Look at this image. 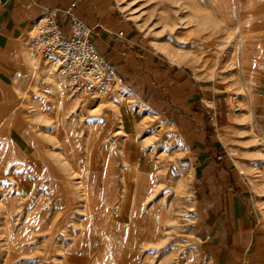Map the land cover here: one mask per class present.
I'll list each match as a JSON object with an SVG mask.
<instances>
[{
	"label": "rangeland",
	"instance_id": "1",
	"mask_svg": "<svg viewBox=\"0 0 264 264\" xmlns=\"http://www.w3.org/2000/svg\"><path fill=\"white\" fill-rule=\"evenodd\" d=\"M114 1L118 12L141 31L149 47L167 64L185 70V75L207 86V91L215 89L228 101L230 122L223 130V142L245 176L249 203L260 227L257 241L241 264H264V101L258 98L264 78L262 9L251 7L256 0ZM26 52L39 61L44 75L31 70L16 75L3 101L10 103V109L0 113V165L8 156L7 146L11 149L8 141L27 152L15 148L19 154L14 152L11 167L0 174V264L9 248L15 256L11 264H67L62 263L63 257L70 250L78 251L72 264H126L124 256L128 264L221 262L212 259L213 250L208 249L212 243L205 239L214 220L220 219L221 202L208 198L211 185L197 183L188 138L168 113L153 109L124 83L96 98L71 93L64 81L59 85L60 79L46 75L41 60L27 45ZM59 98L66 105L57 117ZM89 140L93 141L90 152ZM125 143L139 148H124ZM104 147L110 150V162L103 157ZM138 150L143 169L131 181L124 172L138 160ZM79 161L92 172L89 182L99 190L91 199V225L76 172ZM52 166L67 183L43 182L39 167L49 179L59 180ZM106 167L110 175L104 178ZM106 177H112L115 184L112 201L103 194ZM66 185L73 189L72 201ZM229 187V191L240 188ZM121 193V217L114 218ZM40 194L46 200L36 210L45 214L40 218L45 222L37 230L39 217L28 212L38 207ZM222 204L225 207L224 200ZM134 211L135 220L130 218ZM116 220L123 228L113 237L109 229ZM23 222L30 229L25 242ZM153 223L156 228L150 226ZM55 226L59 229L50 237ZM72 242L78 250L70 247Z\"/></svg>",
	"mask_w": 264,
	"mask_h": 264
},
{
	"label": "crops",
	"instance_id": "2",
	"mask_svg": "<svg viewBox=\"0 0 264 264\" xmlns=\"http://www.w3.org/2000/svg\"><path fill=\"white\" fill-rule=\"evenodd\" d=\"M256 1L251 7L261 8L262 14H264V0ZM73 3H75L74 13L92 27L97 49L114 65L121 78V84L124 83L132 93L137 94L156 111L165 115L168 113L169 117L179 125L184 135L187 136L192 153V165L196 169L197 183L211 185L208 187L211 189L208 198L221 202V204L218 203L221 208L220 219L214 220V227L211 232L208 231L205 238L212 243L208 246L209 250H213L212 259H215V262L218 258L221 259V262H217L218 264L231 263V261L241 264L242 261H246L248 249L252 244H255L259 237L260 227L256 224L255 210L249 203L245 176L241 175L242 171L238 169L235 158L223 142V130L229 126L230 122L229 113H226L228 101H223L222 93H217L215 89L207 91L209 90L207 86L194 80L191 76L185 75V70L177 68L173 63L167 64L157 51L149 47L141 31L127 17L118 12L114 0H0V102L5 100L6 88L13 85L16 75L29 70L38 76L44 75L39 61L33 60V56L29 58L26 52V37L32 22L50 8L56 7L60 10V20L68 29V20L63 9ZM262 87L264 88V78L261 83L263 93H258V98L264 101ZM208 95H213L214 98H206ZM10 106V103L6 101L0 104V113L8 111ZM21 124V126L24 125V123ZM34 140L39 144V137L35 134ZM8 142H10L11 149L7 146L8 156L4 161H1V175L11 167L14 152L19 150L27 153L25 150L17 148L12 140ZM126 144L129 143H125L124 148ZM130 145L126 148L135 150V147H138L136 144ZM124 148L123 150H125ZM138 152V167L143 169L144 161L140 150ZM37 171L43 182L48 180L56 185L67 183L64 177L58 175L59 170L54 166H52V172L59 177V180L49 179L47 171L42 167H39ZM233 184L239 185V190H227V187L230 188L229 185ZM223 185L226 186L225 190H223ZM64 188L72 201L70 191L73 189L68 185ZM40 200H42V204H40ZM45 200L43 194H40L38 207L28 212V215L39 217L37 230L44 224V219L41 222L40 218H43L45 214L43 213L41 216V212L36 209H39ZM223 200L225 207L222 204ZM65 211L67 210H64L63 214L67 215L68 212ZM228 212H233L231 214L233 219L229 218ZM212 214L214 213L212 212ZM119 222L116 220L111 225L110 236L114 237L116 233L118 234L117 229L123 228ZM157 222L159 221H156L155 224H158ZM155 224H150V226L155 227ZM69 228L74 229L71 225ZM57 229L59 227L55 226L50 237ZM91 229L92 226L89 227V230ZM29 230V228L26 230L23 222L22 238L24 242L30 239ZM77 236L78 234L74 239ZM24 242L23 249L25 248ZM73 242L70 247L74 246L78 250ZM76 252L70 250L64 253L62 263L72 264ZM233 256H236L237 259L233 260ZM13 257L15 256L12 253L8 264H11ZM123 260L128 264L126 256Z\"/></svg>",
	"mask_w": 264,
	"mask_h": 264
},
{
	"label": "built area",
	"instance_id": "3",
	"mask_svg": "<svg viewBox=\"0 0 264 264\" xmlns=\"http://www.w3.org/2000/svg\"><path fill=\"white\" fill-rule=\"evenodd\" d=\"M74 5L63 9L68 29L59 8H50L32 22L26 45L41 60L46 75L64 81L71 93L91 98L109 95L121 78L97 49L92 27L74 13Z\"/></svg>",
	"mask_w": 264,
	"mask_h": 264
},
{
	"label": "bare ground",
	"instance_id": "4",
	"mask_svg": "<svg viewBox=\"0 0 264 264\" xmlns=\"http://www.w3.org/2000/svg\"><path fill=\"white\" fill-rule=\"evenodd\" d=\"M57 83L59 85H63V82L61 80H58ZM122 83L120 79L117 80L116 84H115V87L114 89L116 88L117 84H120ZM113 89V90H114ZM112 90V91H113ZM103 96V95H101ZM105 96V95H104ZM99 97V96H98ZM123 97V95H122ZM60 100L58 101V106H57V111H56V116L59 117V112L60 110H62L65 105H66V102L59 98ZM123 100H125V97L122 98ZM122 117H123V114H122ZM61 124V121L58 120V125ZM63 128V127H62ZM69 131L71 130V128L69 127L68 128ZM64 133V132H63ZM96 144V143H95ZM93 148V141L89 140V142L87 143V150L88 152H90ZM102 154H103V157H105L106 159V162H110L111 160V153H110V150H107L105 147L104 149L102 150ZM139 170H142L140 167H138V160H135L134 162H132L131 166H130V170H128V172H124L125 175H128L129 179L131 181H134L135 178H136V172L139 171ZM76 172H77V175L79 177V182H80V189L81 191L83 192L82 195L84 196V207H85V210L88 211V215H89V225H91V219H93L92 217V208H91V199L93 197V193H96L97 191H99L98 189H94L93 188V184H91L89 181H90V177L93 175L91 171H88L81 163L80 161L78 162L77 164V169H76ZM104 175H110V172H109V169L106 167L104 169V173H103V177ZM105 178V177H104ZM107 178V177H106ZM108 179V178H107ZM105 180V179H103ZM23 180L20 179V183H22ZM105 183V182H103ZM107 184V185H106ZM104 185V184H103ZM105 191L103 192V194L106 196L105 198L106 199H110V201H112L113 199H115V191H114V187H115V184H114V181L112 179V177H109L108 179V183L106 182L105 183ZM53 186H56V184H53ZM58 186V185H57ZM60 188V187H58ZM102 188V189H103ZM61 189V188H60ZM95 190H97L95 192ZM61 192L63 193V189H61ZM71 192V191H70ZM74 193V192H73ZM75 194V193H74ZM72 195V198H73V194L71 193ZM123 199H124V193H121V195L119 196V199H118V202H117V206H116V209H115V212H114V218H119L121 217V208H122V202H123ZM132 200V199H131ZM60 204V203H59ZM115 207V206H114ZM12 208V207H11ZM136 211H134L133 213L130 214V218H132L133 220H135L134 218V215H135ZM64 215V214H63ZM44 217V216H43ZM65 219H63L62 221H64ZM10 222V221H9ZM59 224V223H58ZM57 224V225H58ZM134 224V223H133ZM91 227V226H90ZM19 231V230H18ZM22 231V230H21ZM20 232V231H19ZM21 234V233H20ZM27 234V233H26ZM26 236V235H25ZM8 238V237H7ZM14 240V239H13ZM9 246V245H7ZM11 254H12V250H10V248L8 249V253H7V256L5 257L4 259V262L3 264H8L9 263V260H10V257H11Z\"/></svg>",
	"mask_w": 264,
	"mask_h": 264
}]
</instances>
